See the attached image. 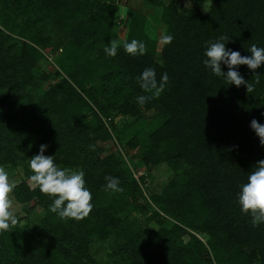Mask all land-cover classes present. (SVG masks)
I'll use <instances>...</instances> for the list:
<instances>
[{"label": "trees", "instance_id": "1", "mask_svg": "<svg viewBox=\"0 0 264 264\" xmlns=\"http://www.w3.org/2000/svg\"><path fill=\"white\" fill-rule=\"evenodd\" d=\"M139 1L157 10L162 36L172 42L157 53L156 26L128 11L125 39L109 57L112 0L79 2L72 23H65L72 0H0V166L20 168L29 180L30 158L47 145L44 154L58 166L83 170L94 206L81 221L61 220L51 198L20 180L11 195L39 205L42 216L0 233V264H264V223L253 227L238 202L241 185L264 160L250 127L253 119L264 124V65L236 69L254 85L248 93L203 63L206 42L221 35L242 56L252 44L264 47V0H209L206 9L203 0ZM184 3L195 10L182 13ZM132 39L145 43V55L125 53ZM42 49L59 50L54 75L37 68L47 57ZM146 68L158 81L167 73L169 83L141 106L136 97L150 93L137 78ZM153 108L158 113L145 120L142 113ZM114 115L137 122L116 134L119 144L138 150L134 167L165 163L174 172L143 204V179L132 178L118 153L101 156L109 139L103 118ZM106 176L118 178L123 191H105ZM95 246L104 251L101 261Z\"/></svg>", "mask_w": 264, "mask_h": 264}, {"label": "clouds", "instance_id": "2", "mask_svg": "<svg viewBox=\"0 0 264 264\" xmlns=\"http://www.w3.org/2000/svg\"><path fill=\"white\" fill-rule=\"evenodd\" d=\"M229 37L219 36L216 41L206 42L204 55L206 59L204 65L209 68L213 75L223 77L229 85L237 88L244 85L247 92L255 90L254 85L245 81L238 69L246 65L249 70L255 72L264 65V47H257L252 44L249 51L250 56H242L239 51H233L226 47ZM173 36L164 35V44H170ZM120 47L119 42L112 40L104 51L109 57H115ZM123 49L126 54L142 56L146 54L145 43L132 39L131 42L125 41ZM226 65L228 71H222L221 65ZM140 88L150 95H139L136 97L139 105H144L149 100L159 98L169 83L167 73H164L158 81L155 70L146 68L137 78ZM255 83L259 84V76L255 75ZM250 127L259 138L261 146H264V124H260L256 119L251 121ZM47 145H40L39 154L32 156L29 160V168L33 173L29 177L30 184L39 188L42 194L47 195L53 200L50 211L56 213L61 220L81 221L87 218L93 210L91 203L93 197L90 190L86 187L83 170H73L69 167H60L55 163L54 156L45 155ZM90 150H95L94 145H89ZM107 181L105 191L120 192L123 189L119 186L118 178L106 176ZM16 182L10 180L9 172L4 166H0V233L10 232L19 224L18 217L12 211L13 202L10 194L16 188ZM240 210L243 214L249 215L252 219L253 227L264 223V160L257 162L252 170L247 182L241 185L238 195Z\"/></svg>", "mask_w": 264, "mask_h": 264}, {"label": "rangeland", "instance_id": "3", "mask_svg": "<svg viewBox=\"0 0 264 264\" xmlns=\"http://www.w3.org/2000/svg\"><path fill=\"white\" fill-rule=\"evenodd\" d=\"M73 6L69 11V6L67 8V22H73L74 20H71L73 15L76 13H80L81 8H77L79 2L83 0H72ZM87 3H89L92 0H86ZM110 2V0H109ZM166 1H164L165 3ZM113 6H114V13H113V21H114V40L123 41L125 39V36L128 31V24H129V17L127 15L128 11H137L139 14L142 15L143 18H145L146 22L156 26V47L155 51L159 53L163 41H162V32L161 25L157 23V10L151 9V8H145L142 3L139 0H112ZM72 4V2H71ZM209 5V0H203V8L206 9ZM195 6L190 7L187 4H182L180 7V10L184 14H190L195 10ZM76 12V13H75ZM73 13V14H72ZM66 16V15H65ZM63 16V17H65ZM63 21V20H62ZM64 22V21H63ZM55 30V29H54ZM52 33V31H51ZM52 36V34H51ZM54 37L58 36V39L60 40L62 38V34H57L54 32ZM53 37V38H54ZM53 47L50 49L52 50ZM50 49H42V53L46 55L47 57H43L39 60L37 64L38 70L41 72H44L46 74H53L54 70H56V66L52 63L54 62V59L58 55L57 49L53 50L52 52ZM58 78L54 76V80L50 81L49 84H54L57 82ZM158 113V110L153 108L148 111H144L142 113L145 120L150 121L156 114ZM135 118L129 117V116H120V115H114L111 117V119L103 118L104 126L109 134V139L105 142L101 143L100 146L103 148V153L101 156H108L110 154L118 153L119 159L125 163L127 168L131 172V176L133 179L138 180L139 178L143 179V184L141 185L142 195H144L145 200L137 199V203L143 204L144 201H147V197L150 196L153 193H159L162 189L163 185L166 184L167 181H169L170 178L174 175V172L165 164V163H159L157 165H153L150 167H143L139 165L138 167H134V164L139 161V152L137 149H127L126 146L121 145L118 143L116 139V134H121V132L124 130L128 134L132 129L137 128V122H134ZM6 170L9 172V178L10 180H13L16 182V184L20 180H24L29 188H33L34 185L30 184V181L23 178V174L21 172L20 168H6ZM10 198L13 202V208L12 211L14 214L18 217L19 222L23 224H27L29 226H34L40 217L42 216V209L39 205L34 203L33 201L21 204L15 201L13 196L10 194ZM141 223L143 221L141 220ZM94 252H96V256L99 261H101V257L104 255V251L100 248L95 246L93 249Z\"/></svg>", "mask_w": 264, "mask_h": 264}]
</instances>
